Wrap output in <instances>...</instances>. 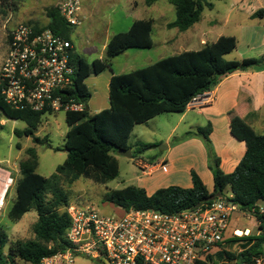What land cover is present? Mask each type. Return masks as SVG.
Segmentation results:
<instances>
[{"label":"trees","instance_id":"trees-1","mask_svg":"<svg viewBox=\"0 0 264 264\" xmlns=\"http://www.w3.org/2000/svg\"><path fill=\"white\" fill-rule=\"evenodd\" d=\"M7 0H0L5 5ZM159 0H145L147 7ZM175 7L176 19L167 25L168 29L185 32L197 24L205 9H213L214 0H169ZM48 23L44 27L33 25L36 30L50 29L62 34L73 44L71 34L74 27L67 24L58 6L46 11ZM264 17V10L254 14ZM153 19L136 20L127 32L114 34L105 50L104 59L89 62L74 49L72 61L76 73L72 87L67 92L77 103H83L82 112H65L70 129L65 138L67 158L50 177L37 173L38 154L35 147L26 149L27 158L20 165L21 178L15 184L16 198L8 211L10 221L19 222L24 215L34 211L37 220L33 225L34 238L17 239L11 242L9 252L6 229L0 227V264H39L42 259L65 252L70 248L66 233L70 227L67 212L69 196L61 187L65 178L73 184L80 177L96 184H106L119 175V162L114 156L118 151H131L132 159H138L153 144H130L131 135L137 125L146 124L164 113H184L196 98L212 91L227 75L245 71L264 63V59L228 60L238 40L234 36H221L214 43H207L199 50L184 51L127 74L113 75L109 83V108L91 114L88 102L91 92L86 79L112 69V61L129 49H150L154 46ZM10 40V36H9ZM1 91V89H0ZM0 110L11 120L26 123L25 130H16L19 137L32 138L35 145L49 144L47 137L41 139L36 133L44 112L15 110L4 102L0 93ZM213 128L209 123L187 132L183 138H202L208 148V166L213 175V190L210 191L200 176L191 171L192 187L170 186L159 188L152 195L136 186L108 190L104 200L125 211L152 209L163 213H174L192 208L206 200L231 192L233 202L244 213L252 214L260 222V234L235 238L228 244L243 242L244 249L238 254L227 250L215 258L242 264H253L264 257V214H259L258 201L264 199V134H258L242 120L232 122V134L246 144V152L231 173L221 168V159L213 147ZM181 141V140H179ZM178 140L175 143L179 142ZM103 262V260L99 259Z\"/></svg>","mask_w":264,"mask_h":264},{"label":"built area","instance_id":"built-area-1","mask_svg":"<svg viewBox=\"0 0 264 264\" xmlns=\"http://www.w3.org/2000/svg\"><path fill=\"white\" fill-rule=\"evenodd\" d=\"M57 6L69 26L82 24V0H59ZM9 36L0 72V93L6 105L46 114L82 112L85 105L67 94L76 73L72 42L60 33L36 30L27 23L18 24ZM158 167L167 171L165 164ZM141 168L143 174H151L149 166ZM1 180H8L10 187L14 184L12 174L3 168ZM227 193L174 213L121 208L122 215L110 216L92 206H69L71 222L66 238L70 248L39 264H75L78 256L110 264H208L227 250L229 240L253 235L248 228H231L233 215L242 211L231 192ZM259 207V214H264V207ZM253 264H264V257Z\"/></svg>","mask_w":264,"mask_h":264},{"label":"rangeland","instance_id":"rangeland-1","mask_svg":"<svg viewBox=\"0 0 264 264\" xmlns=\"http://www.w3.org/2000/svg\"><path fill=\"white\" fill-rule=\"evenodd\" d=\"M58 2L59 0H7L5 5L0 2V72L3 60L8 52L10 32L20 23L38 25L40 27L46 26L48 23L46 11L53 6H57ZM159 4V6L165 5L168 7L165 19L174 21L176 19L175 7L169 4L168 0H161ZM84 5L87 6L88 16L82 21L80 26L73 28L71 38L78 52L82 53L90 62L95 59L105 58L103 47L105 41L116 33L127 32L133 21L150 18L157 20L153 28L154 46L152 48L129 49L112 61V69H106L99 75H92L97 80L98 96L104 100L105 107L109 108L108 77L112 73L114 75L127 74L134 70L148 67L161 59L177 54V51H181L177 50L178 48L174 44H165L168 39H174L179 36V30L165 28L163 26L164 20L156 12L157 7L150 9V7L145 5L144 0H84ZM221 29V27H218V30ZM212 37L208 38L213 39ZM199 44V40H196L190 49L199 50ZM89 50H91L90 53L88 52ZM226 59L242 60V44L239 49L227 55ZM181 116L182 113H164L146 124L137 125L131 135L130 144L132 146L137 143L153 144L156 147L153 148L152 154L161 155L165 153L169 145L167 144V137L173 127L179 123ZM197 120L202 125H206L203 117L197 115V111H190L178 125L176 132L168 143L172 147H179L187 141L198 139L203 143L208 157V148L202 138H183L185 132L188 131V124ZM26 128L25 122L8 119L0 110V168L10 172L14 179V184L9 189L4 201V207L0 213V227L5 228L8 234V243L4 248L6 254L9 252L11 242L17 239L28 240L34 237L33 224L37 219V214L34 211L24 215L16 223L8 218V211L16 198L15 184L21 178L19 165L27 158L26 149L30 147L36 148L38 154L36 171L44 177L53 175L67 158L65 138L70 127L66 122V113L64 111L45 115L41 119L36 135L41 139L47 137L49 140L48 145H35L32 138L27 136L19 137L15 134L16 130L22 131ZM221 136L222 133H217L216 139L213 141L215 151V146L219 141L221 142ZM177 140L181 141L175 143ZM114 156L119 162V175L106 184H96L88 178L80 177V179L70 185L65 178L63 179L61 187L69 196L70 206H92L103 215H122L121 208L104 200L108 190L136 186L143 188L147 192L152 191L156 186V179L149 177L148 174H143L142 166L137 159H129L119 153H114ZM159 168L161 170V167ZM204 183L210 187L211 179L205 178ZM226 194L228 193L225 192ZM231 228L240 230L248 228L251 229L253 234H256L259 230L257 219L244 212H237L233 215ZM244 247L243 242H235L228 244L226 249L233 254H238ZM261 251L264 253V246ZM234 262L224 257L223 260L215 258L208 264H234ZM17 264L28 263L17 261ZM75 264L107 263L78 256Z\"/></svg>","mask_w":264,"mask_h":264},{"label":"crops","instance_id":"crops-1","mask_svg":"<svg viewBox=\"0 0 264 264\" xmlns=\"http://www.w3.org/2000/svg\"><path fill=\"white\" fill-rule=\"evenodd\" d=\"M160 1L151 6L150 9L157 7L156 12L164 20L163 26L167 28V25L175 20L167 21L165 19L168 7L159 6ZM130 3L132 2L130 1ZM168 3L171 4L169 0ZM213 4V9L203 11L201 20L197 24L185 32L179 31V36L168 39L165 44L177 46V50H181L177 51L179 54L184 51H191L190 48L196 40H199L201 49L207 43L216 42L221 36H234L238 40L236 49H239L242 44V60L264 59V17H254L257 11L264 10V0H214ZM80 15L82 21L88 16L84 0H82ZM150 19L154 20L155 26L157 20ZM218 27L222 29L218 30ZM230 31L232 33H227ZM111 37L103 45L104 53ZM74 49L86 58L78 52L75 45ZM88 52L90 53L91 50ZM113 75L112 73L108 77L109 83ZM85 82L91 92V99L88 102L90 113L95 114L108 108L105 107L104 100L98 96L96 78L90 76ZM190 111H197V115L203 117L206 125H202L199 120L191 121L185 134L211 123L213 128L212 142L216 139L217 133H222L221 142L219 141L215 146L216 153L221 159V168L226 173L233 172L246 152V144L237 140L232 134V122L235 119L242 120L258 134H264V63L223 77L212 91L200 95L182 113L179 123L173 127L167 137V144L169 145L165 153L161 155L152 154L153 149H150L137 159L141 166L150 167L151 174L148 176L156 179V186L152 191H146L148 195H152L159 188L192 187L191 171H195L203 182L205 178L211 179L210 187L204 184L210 191L213 190V175L208 167L207 152L203 143L198 139L187 141L179 147H172L168 143L178 125ZM162 164L167 166V172H163L158 167ZM258 232L253 235H258ZM235 263L239 264V262ZM242 264L245 263L242 262Z\"/></svg>","mask_w":264,"mask_h":264},{"label":"bare ground","instance_id":"bare-ground-1","mask_svg":"<svg viewBox=\"0 0 264 264\" xmlns=\"http://www.w3.org/2000/svg\"><path fill=\"white\" fill-rule=\"evenodd\" d=\"M10 187V182L8 180H1L0 181V205L2 204L4 200V195L6 190Z\"/></svg>","mask_w":264,"mask_h":264},{"label":"water","instance_id":"water-1","mask_svg":"<svg viewBox=\"0 0 264 264\" xmlns=\"http://www.w3.org/2000/svg\"><path fill=\"white\" fill-rule=\"evenodd\" d=\"M119 154L128 157L129 159H132V152L131 151H118ZM258 206L264 207V199H261L257 203ZM105 263L110 264L108 261L104 260Z\"/></svg>","mask_w":264,"mask_h":264}]
</instances>
